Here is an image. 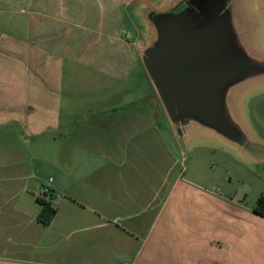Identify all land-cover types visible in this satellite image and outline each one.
<instances>
[{
  "label": "crops",
  "instance_id": "crops-1",
  "mask_svg": "<svg viewBox=\"0 0 264 264\" xmlns=\"http://www.w3.org/2000/svg\"><path fill=\"white\" fill-rule=\"evenodd\" d=\"M168 1L0 0V264H264V215L214 187L219 146L182 144L141 63ZM238 15L264 48V0Z\"/></svg>",
  "mask_w": 264,
  "mask_h": 264
},
{
  "label": "water",
  "instance_id": "water-1",
  "mask_svg": "<svg viewBox=\"0 0 264 264\" xmlns=\"http://www.w3.org/2000/svg\"><path fill=\"white\" fill-rule=\"evenodd\" d=\"M238 2L169 0L142 11L150 38L140 60L182 144L194 134L215 133L250 146L234 113L241 112L239 100L228 95L238 84L264 77V48L258 24L240 22Z\"/></svg>",
  "mask_w": 264,
  "mask_h": 264
},
{
  "label": "rangeland",
  "instance_id": "rangeland-1",
  "mask_svg": "<svg viewBox=\"0 0 264 264\" xmlns=\"http://www.w3.org/2000/svg\"><path fill=\"white\" fill-rule=\"evenodd\" d=\"M261 25L264 32V23ZM228 98L229 101L239 100L241 112H233L250 146L242 147L215 133L212 139L204 136L203 139L219 149L213 157L205 153L201 165L205 175L207 171L218 175L214 187L220 193L229 191L234 198L244 196L245 204L252 205L258 194L264 195V77L238 84L230 90Z\"/></svg>",
  "mask_w": 264,
  "mask_h": 264
},
{
  "label": "trees",
  "instance_id": "trees-1",
  "mask_svg": "<svg viewBox=\"0 0 264 264\" xmlns=\"http://www.w3.org/2000/svg\"><path fill=\"white\" fill-rule=\"evenodd\" d=\"M38 205V212L36 214V220L41 224H48L54 213V208L52 207L49 199H45L43 196H38L35 198ZM252 212L257 215H264V195L259 194L252 207Z\"/></svg>",
  "mask_w": 264,
  "mask_h": 264
},
{
  "label": "built area",
  "instance_id": "built-area-1",
  "mask_svg": "<svg viewBox=\"0 0 264 264\" xmlns=\"http://www.w3.org/2000/svg\"><path fill=\"white\" fill-rule=\"evenodd\" d=\"M46 191H47V188H46V187H43L42 190H41V192H42L43 194H45Z\"/></svg>",
  "mask_w": 264,
  "mask_h": 264
}]
</instances>
